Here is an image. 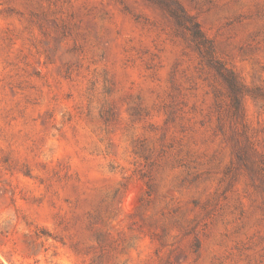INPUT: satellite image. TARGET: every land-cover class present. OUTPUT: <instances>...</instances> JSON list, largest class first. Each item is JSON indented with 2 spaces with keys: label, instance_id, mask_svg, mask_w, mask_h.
Masks as SVG:
<instances>
[{
  "label": "rangeland",
  "instance_id": "1",
  "mask_svg": "<svg viewBox=\"0 0 264 264\" xmlns=\"http://www.w3.org/2000/svg\"><path fill=\"white\" fill-rule=\"evenodd\" d=\"M0 264H264V0H0Z\"/></svg>",
  "mask_w": 264,
  "mask_h": 264
}]
</instances>
